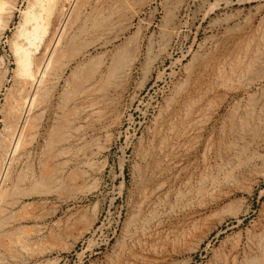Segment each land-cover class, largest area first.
<instances>
[{
	"label": "rangeland",
	"instance_id": "rangeland-1",
	"mask_svg": "<svg viewBox=\"0 0 264 264\" xmlns=\"http://www.w3.org/2000/svg\"><path fill=\"white\" fill-rule=\"evenodd\" d=\"M93 1L0 33V264H264V0Z\"/></svg>",
	"mask_w": 264,
	"mask_h": 264
},
{
	"label": "bare ground",
	"instance_id": "bare-ground-1",
	"mask_svg": "<svg viewBox=\"0 0 264 264\" xmlns=\"http://www.w3.org/2000/svg\"><path fill=\"white\" fill-rule=\"evenodd\" d=\"M11 1V2H10ZM113 1V0H112ZM59 2H60V0H32V3H31V7H30V10H29V12L25 15V26H26V28L27 29H31L33 26H34V24L37 22V20H38V16H39V13H41V11H43V13L44 14H46L47 12H48V4H49V11H50V8L51 9H54L56 6H58V4H59ZM66 2V1H65ZM65 2H63L62 4H63V6H64V3ZM93 2H95V0L93 1ZM4 3H5V5H4ZM68 3V2H67ZM115 3V2H114ZM113 3V4H114ZM14 4H15V0H0V12L2 11V8H4V20L3 21H1L0 23H2L1 24V26H0V33L1 32H3V30L5 29V27L7 26V24L9 23V18H10V16H11V9L13 8V6H14ZM61 4V5H62ZM124 4V3H123ZM115 5V4H114ZM116 6V5H115ZM114 6V7H115ZM47 7V8H46ZM59 7V6H58ZM67 7V6H66ZM72 7V6H71ZM97 8V7H96ZM57 9V8H56ZM60 9V8H59ZM55 10V9H54ZM53 10V11H54ZM61 10V9H60ZM67 10V9H66ZM92 10V9H91ZM116 10V9H115ZM57 11H58V9H57ZM69 12V11H68ZM54 13V12H53ZM72 13V12H71ZM100 13V12H99ZM59 14V13H58ZM60 14H61V12H60ZM81 15V14H80ZM111 15V14H110ZM116 15H117V13H116ZM58 16V15H57ZM6 17V18H5ZM53 18V17H52ZM66 19H68V17L66 18ZM78 19V18H77ZM76 19V20H77ZM85 19V18H84ZM107 19V18H106ZM56 21V20H55ZM59 21V20H58ZM64 21H66L67 22V20H64ZM96 21V20H95ZM102 21V20H101ZM76 22H78V21H76ZM85 22V21H84ZM60 23V22H59ZM80 23V22H79ZM83 23V22H82ZM75 24V23H74ZM85 24V23H84ZM99 24V23H98ZM94 25V24H93ZM64 26V25H63ZM82 27H84L83 26V24H82ZM67 27H65V29H66ZM80 28V27H79ZM64 30V28L62 29V31ZM70 31V30H69ZM79 31V33H80V31H82V30H78ZM77 31V32H78ZM82 33V32H81ZM80 33V34H81ZM100 33V32H99ZM71 35V34H70ZM75 35V34H74ZM78 35V34H77ZM82 35H83V33H82ZM56 36H57V34H56ZM69 36V35H68ZM50 37H52V36H50ZM55 37V36H54ZM53 37V40H55V38ZM75 36H73V34H72V38H74ZM21 39H20V41L18 42V44H17V46H16V58H17V63H18V68L20 69V73H19V79H18V88L16 89V93H17V95L19 96V97H22L23 95H26L27 94V92L26 91H28L29 89H27V86H29V88H35V87H39L40 86V84H42V78H41V74H39V72L42 70V68H44V65L45 64H47V58H48V56H49V51H50V49H51V47H52V43L51 44H48V42L47 41H45V43L47 42V44L46 45H44V44H42L41 42H40V40L39 39H37L36 37H35V34H34V30H23V33H22V35H21V37H20ZM58 38V37H57ZM52 39V38H51ZM50 39V40H51ZM69 39V38H68ZM47 40H49V38L47 39ZM41 41H43V40H41ZM52 41V40H51ZM50 42V41H49ZM235 45V44H234ZM245 58V57H244ZM119 71V70H118ZM116 74H117V72H115ZM3 74H5V73H3ZM103 74V73H102ZM105 74V73H104ZM106 74H108V72L106 73ZM127 74V70H124L123 69V71H120L117 75H116V78H121V77H124L125 75ZM3 76V75H2ZM114 76V75H113ZM201 76V75H200ZM4 77V76H3ZM90 78V77H89ZM111 78H113V77H111ZM3 79V78H2ZM88 81V80H87ZM44 82V81H43ZM85 82H86V80L83 82L84 84H85ZM90 82H92V80L90 81ZM96 82V81H95ZM87 83V82H86ZM88 83H89V81H88ZM84 84H83V86H84ZM2 83L0 82V89H1V87H2ZM81 85V84H80ZM41 87V86H40ZM114 87V86H113ZM116 87V86H115ZM114 87V88H115ZM78 88H80V87H77V89ZM107 88V87H106ZM74 89V88H73ZM83 89V88H82ZM100 89V88H99ZM31 90V89H30ZM37 90V89H36ZM72 90V89H71ZM85 91H87L86 89H84ZM107 90V89H106ZM33 91V90H32ZM74 91V90H73ZM85 91H81L82 93L84 92L85 93ZM99 91V90H98ZM103 91V90H102ZM114 91V90H113ZM75 92V91H74ZM74 92H71V93H74ZM100 92H101V89H100ZM70 92H69V94H71ZM77 94H80V93H78V92H76ZM103 93H104V91H103ZM74 95V94H73ZM81 95V94H80ZM79 95V96H80ZM87 95V94H86ZM71 96V95H70ZM69 96V97H70ZM107 96V95H106ZM71 97H73V96H71ZM76 97V96H75ZM67 99V98H66ZM75 99V98H74ZM98 99V98H97ZM82 100V99H81ZM71 101V100H70ZM76 102V101H75ZM93 103V102H92ZM91 103V104H92ZM84 104V103H83ZM103 104V103H102ZM95 105V104H94ZM93 104H92V106H94ZM99 105V104H98ZM97 105V106H98ZM79 106V105H78ZM83 106H85V105H83ZM89 106V105H88ZM92 106H90V108L92 107ZM96 106V107H97ZM37 107V106H36ZM61 107V106H60ZM75 107V106H74ZM41 109H44V108H42V106L40 107ZM46 108H47V106H46ZM69 108V107H68ZM77 108H80V107H76V109ZM63 109H65V107L63 106L62 108H61V112H62V110ZM67 109V108H66ZM99 109V108H98ZM175 109V108H174ZM59 109L57 108V111H58ZM69 110H71V109H69ZM97 110V109H96ZM60 111V110H59ZM74 112H75V110H73ZM79 111V110H78ZM78 111H77V114H78ZM60 112V113H61ZM64 112V111H63ZM62 112V113H63ZM84 113V112H83ZM64 114V113H63ZM88 114V113H87ZM65 115V114H64ZM67 115V114H66ZM65 115V116H66ZM68 115H69V113H68ZM66 116V117H69V116ZM75 115V114H74ZM60 117H61V114L59 115ZM90 116V115H89ZM179 116V115H178ZM70 117H72V115L70 114ZM87 117V116H86ZM88 118V117H87ZM97 118V117H96ZM99 118V117H98ZM69 118H66V120H65V118H64V120L65 121H69L68 120ZM85 120H83L84 122L86 121V120H88V119H86V118H84ZM175 119V118H174ZM63 120V121H64ZM72 120V119H71ZM75 120V119H74ZM91 120V119H90ZM64 121V122H65ZM76 121V120H75ZM184 121V120H183ZM194 121V120H193ZM72 123H73V121H71ZM70 122V123H71ZM89 122V121H88ZM178 122V121H177ZM171 123H173V122H171ZM195 123V122H194ZM193 123V124H194ZM65 124H66V122H65ZM64 124V125H65ZM68 124V123H67ZM66 124V125H67ZM192 124V125H193ZM81 125V124H80ZM169 125V124H168ZM175 125V124H174ZM173 125V126H174ZM190 125V124H189ZM68 126V125H67ZM170 126V125H169ZM188 126V125H187ZM194 126H196V125H194ZM193 126V127H194ZM65 127V126H64ZM74 127H75V125H74ZM192 127V128H193ZM77 129V128H76ZM78 129H79V127H78ZM165 129V128H164ZM172 129V128H171ZM101 130H102V128H101ZM192 131V130H191ZM160 132V131H159ZM171 132H173V130H171ZM184 133V132H183ZM185 134V133H184ZM186 135V134H185ZM188 135V134H187ZM163 136H165L164 134H163ZM71 137H72V135H71ZM75 137V136H74ZM77 138V137H76ZM80 138V137H79ZM65 139V138H64ZM164 139V138H163ZM67 140H68V138H67ZM79 140V139H78ZM59 141V140H58ZM65 141V140H64ZM64 141H59L61 144H63V142ZM82 141V140H81ZM59 142H57V143H59ZM75 142H77V141H75ZM54 143V142H53ZM67 144H69V143H67ZM182 144V143H181ZM57 145H59V144H57ZM170 147V146H169ZM55 148V147H54ZM63 148V147H62ZM174 149V148H173ZM172 149V150H173ZM159 150V149H158ZM224 150V149H223ZM168 153V152H167ZM24 155H26V156H28V152H26ZM158 155V154H157ZM170 155V154H169ZM176 155V154H175ZM146 158V157H145ZM169 158V157H168ZM174 158V157H173ZM150 159V158H149ZM224 164V163H223ZM54 165V164H53ZM57 165H58V163H57ZM57 165H55L56 167H59V166H57ZM42 167V166H41ZM51 167V166H50ZM44 168L46 169L47 167H45L44 166ZM233 168V167H232ZM41 169H43V168H41ZM40 169V170H41ZM55 169V167H52L50 170L52 171V172H50V177L51 176H53V177H55V172H57V174H59V175H62V172L60 171V172H58V170L56 171V169ZM221 169V168H220ZM48 170V169H47ZM59 170H60V168H59ZM228 171H230V170H228ZM232 171V170H231ZM42 173H43V170L41 171ZM51 173H53V174H51ZM228 173V172H227ZM231 173V172H230ZM45 175V174H44ZM218 175V174H217ZM68 176V175H67ZM67 176H64L63 178H67V179H70V177L68 178ZM201 177V176H200ZM217 177V176H216ZM202 179V178H201ZM214 179V178H213ZM190 181V180H189ZM213 181V180H212ZM216 182V181H215ZM214 183V182H213ZM215 185H217V184H213L212 186H215ZM195 186V185H194ZM192 187V186H191ZM199 188H201V187H199ZM210 189V188H209ZM199 190V189H198ZM197 191V190H196ZM202 193V192H201ZM157 200V199H156ZM159 200V199H158ZM157 200V201H158ZM150 202V201H149ZM160 203V202H159ZM154 204V203H153ZM156 204V203H155ZM154 204V205H155ZM142 225V226H141ZM140 226L141 227H136L135 229H133L132 231H130V233H129V237L130 238H135L136 239V242H138L137 241V238L140 240V238H139V231L140 232H142V233H146V231L147 230H145V229H147V228H145V226L143 225V224H141ZM137 226V225H136ZM147 235V234H146ZM133 240V239H132ZM144 250V249H143ZM145 259V258H144ZM131 264V263H130Z\"/></svg>",
	"mask_w": 264,
	"mask_h": 264
}]
</instances>
